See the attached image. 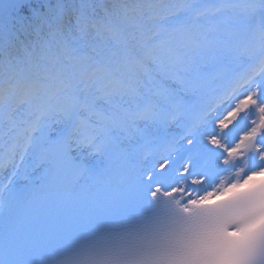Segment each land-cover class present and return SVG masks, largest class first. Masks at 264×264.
Listing matches in <instances>:
<instances>
[{"label":"snow or ice","instance_id":"6c2138e0","mask_svg":"<svg viewBox=\"0 0 264 264\" xmlns=\"http://www.w3.org/2000/svg\"><path fill=\"white\" fill-rule=\"evenodd\" d=\"M0 264H264V0H0Z\"/></svg>","mask_w":264,"mask_h":264}]
</instances>
